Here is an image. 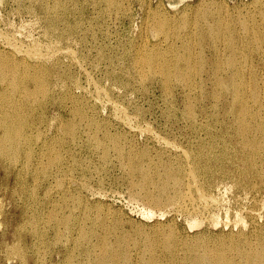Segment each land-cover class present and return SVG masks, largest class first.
Masks as SVG:
<instances>
[{"label": "rangeland", "instance_id": "1", "mask_svg": "<svg viewBox=\"0 0 264 264\" xmlns=\"http://www.w3.org/2000/svg\"><path fill=\"white\" fill-rule=\"evenodd\" d=\"M74 1L75 0H72V1L71 0H63V1L62 0H52V1L51 0H29V1L28 0H0V56L3 57V58L0 57L1 58L0 59V76H1L0 77V102L3 101L2 103H0V111H3L4 106H6L7 104L9 105V104H12V102H13V105H14V103H18V104H15V107L17 109L15 108V111H13L14 112L13 116L16 117V115L20 112L21 116L19 119L17 118V120L15 122H18L17 125L21 123L20 128L22 126V129H21L22 138H23V134L25 132L28 135V141H26V143L21 142V144H23L25 147L22 145L19 151L9 152V153L5 154V157L3 159H4V164L8 169L7 168L5 169L3 167L0 168V264H38V263L39 264H56V262L58 264L59 263L60 264H62V263L63 264H67V263H69V264H73V263L74 264L75 263L76 264H97L95 256H98L99 254L101 255V253L104 251L116 253L115 252L116 250L118 253V254L117 253L116 254L118 255L117 257H119L118 260H120V264H125L124 263L125 260L128 259L129 257H130L129 260H135V261H138L139 264H141V262H142V260H144V258L145 259H150L149 257L152 258V256H150L152 254H153V259L156 256L155 257L156 262H158V263H164L165 262L166 263V259L169 258L168 257V250L170 249V248L168 249L167 247H170V245L172 246V244L175 242V239H178L177 237H179V235H180V237H179L180 241H178V242H180V243H177V242H175V243L177 244V246L179 248H182V249L183 248L185 249L186 247L188 248V247L192 246V244H193V246L196 244L195 246L198 245L197 247L200 248L199 246L202 245V242H200L199 240L202 238H206L205 242L208 244L210 243L212 245L213 241L218 238L217 235L224 233V231H225V233L228 232L230 230V227L226 228L222 225L212 226L208 222H204L203 223L204 225L202 224L198 228H193V230H192V228H189V226H188V223H187L188 217H187L186 212L176 210L175 206L173 204H169L168 202H164L165 200H163V202L159 205V207H158V205L156 206L154 204H152V205L150 204L151 209L153 208V211L155 208H159L157 210L155 209L154 212H156V213L153 214L154 216L152 214H150L144 208L145 205H146L145 206L146 208H150V206L148 207L149 204L147 203L146 199L144 198V193L142 190L143 179L141 178V176L138 172H136L137 175L135 172L131 173V171L127 167L128 158H124V156H122V158H121V156L119 154H116L117 152H116L115 148L113 147L112 140H113V138L115 140L117 139V141L119 143H121L120 145L123 146L125 150L126 149L128 150V151L126 150V152H129V150H132L133 154L135 153L137 155H142L141 159H139L140 160L139 162L143 166H148V165L151 166L152 165L151 167H153V168L158 167L160 169V170L158 169V172H160V173L163 172V168H162L163 163H165V162L167 164L171 163V165L175 168L174 170L177 172V175H179L180 178L181 177L184 178L185 177V176H183L184 171L188 170L192 165V168L196 170L197 175L199 174L200 177L209 179L210 184L211 185L213 184L210 188H208V189H210L208 191H210L212 194L215 193V194L219 195V197L221 198L220 203L222 205L220 204V206H221L220 209L222 210V216L224 215L223 212L226 209H229V211L231 213V217L234 218L235 212H237L238 209L243 210V209H249V208H253V209L259 208L260 206L257 205V203H255V198L258 199L264 194V180L262 181L260 179H256V181H255L254 176H249L246 173L242 174V172L245 170L246 164H244L242 161L237 159V156L240 158V156H242V154L240 155V153L244 151L241 148V146L239 144H237L236 141L232 138L233 141L227 145V149H226V148H223V145H224L223 139L218 138V140H217V138H213L210 135H209L210 136L209 137L207 134H204L205 130H200L197 133V131L195 132L192 128L190 129V127H191V123H190L191 115H189V114L194 112L196 109H197V111H195L194 114H196V115L203 114L204 116L207 115L206 118L204 119L205 120L204 122L206 123L207 126L210 127V128L207 127L208 129H211V131L215 132V135H219L221 133L219 130V125H220V121L223 120V116H222V111L218 107V104L215 105L216 98H213L215 96L214 95L215 93L213 94L214 87L211 84V82L208 85H206V87L202 90L204 92L203 99H202V97L200 96L201 90H200V92L198 91L200 89V88H198L199 87L198 85L195 87L196 88L195 91H194V89H190V88H192L191 87L192 84H191L189 76H190V74H192V72H194L195 69H197V67L201 68L204 65L203 67H205L206 69L212 68V65L214 63L213 61H215L216 58H212L211 55L208 53L209 51H207V50H209L210 43H212V42H210L211 36L216 37L217 35H222V33H225V34H227V36H225V37L228 38L229 37L228 34L232 33L231 27L237 28L239 35H242V34L245 35L246 32H249V30L250 31L254 30L251 28V27H253V25L251 23L252 22L251 21V14L254 12V10H252L253 4L256 5L255 6L256 7L255 8V31H258V30L264 31V26H263L264 24L262 23V20L260 19L261 18L260 14L257 12L258 11L257 9L259 8V6L261 4H264V0H259V1L258 0H134V1L133 0H105V1L104 0H93V1L92 0H76L75 2ZM76 2H78V4ZM205 3H206V5H205ZM221 3L223 4L224 7L222 6ZM206 6H207V8H206ZM45 7H46V9H45ZM72 7H74V8H72ZM62 8H63V10H62ZM109 8H110V10H109ZM226 8H228V9H226ZM129 9H130V11H129ZM248 9H249V11H248ZM69 10H71V11H69ZM239 11H240V13H239ZM53 12L55 15L53 14ZM186 14H189L190 16L189 15L188 16L190 18L188 16H186ZM199 14H201V16ZM204 14H205V16H203ZM224 14H226V15H224ZM246 14H248L247 15L248 17L246 16ZM43 15H45V16L43 17ZM211 15L213 18L211 17ZM77 16H78V19L80 22L78 21ZM238 17H240L241 19ZM175 18H176V20H174ZM75 19H76V21H75ZM157 19H159V20H157ZM224 19H225V21H224ZM236 19H237V21H236ZM244 19H245V21H244ZM158 21H160L161 23H159ZM256 21L258 23H256ZM77 22H78V24H77ZM95 22H96V24H95ZM142 22H144V23H142ZM213 22H215L216 25ZM224 22H226V23H224ZM48 23H49V25H48ZM237 23H238V25H237ZM242 23L246 24V25H243ZM151 24H153V25H151ZM177 24H179V26ZM212 24H214V25H212ZM233 24H234V26H232ZM195 25H198V27H199L197 34H194V33H196V31L194 30ZM207 25H208V27H207ZM256 25H257V27H256ZM58 27H60V28H58ZM245 27H247V30ZM151 28H153V33H152ZM154 28H156V31H154L155 30ZM184 28L185 29L187 28V29L185 30ZM208 30L211 33L208 32ZM214 30H215V32H213ZM242 30L245 32H243ZM157 31H159V33ZM205 31H207V32H205ZM176 33L179 36V38L176 35ZM143 34H146V35H143ZM147 34L150 37H147L148 36ZM191 35L192 36L195 35V36L192 37ZM152 36H153V39H151ZM155 36H157V37H155ZM201 36H202V38H201ZM11 38H12V40H11ZM182 38H183V40H182ZM206 38H208V39L205 40ZM201 40H202V42H201ZM142 41H144V42H142ZM179 41L184 42L183 43L184 45L182 43L180 44ZM31 43H32V45H31ZM169 43L171 44V46ZM141 45H142V47H141ZM191 45H193V46H191ZM33 46H34V48H33ZM156 46L158 47V49ZM201 46H203V47H201ZM57 47H58V50H60L58 52H60L59 53L60 54L59 55L60 60L63 63L61 62L59 64V66H52L51 67V63L45 62V61H47L48 59H51L48 56V53H50L53 50H57L56 49ZM150 47L154 48V49H151ZM202 48L205 50H203ZM35 49H36V52H40V54L41 53L43 54L42 60H43V62L46 63L45 66L48 69V71L46 70V73L48 76L47 75L45 76V74H43L44 77L41 76V79H40L41 81L36 83L34 80H32V78H30V76L36 75L30 69L19 70L17 72V75L15 78H12L13 75L9 74V73H11L10 71L4 70L5 67H3V66L8 65L10 62L9 60H7L8 59L7 56L9 55V52L6 53V51L18 52L20 50H23L25 52L24 56L28 60L33 61L34 57H31L32 55L29 52L34 53ZM61 50H62V52H61ZM65 50H71L73 52L72 55H69L68 53L65 54V52H64ZM125 50H126V52H125ZM191 52L193 55L191 54ZM179 53H181V54H179ZM239 53L237 52V57H238L237 60L239 58H241L240 60H238V61H241L243 59L242 57H244V56H241V54H239ZM29 54H30V56H28ZM144 55H145V57H148L151 61L149 64H146V66H144V68H143L142 66L140 67V65H142L144 62L143 61L144 59L142 60V58H141ZM157 55H160V56H157ZM189 55H191V56H189ZM103 56L104 57L106 56V57L104 58ZM139 56H140V58H139ZM187 57H188V60H187ZM203 58L206 60H202ZM225 60L228 61V58H226V56L225 57L223 56V57L217 58L216 62L218 61L217 62L218 64L222 62L220 64V66L227 67L228 63ZM153 61H154V63H153ZM158 61H160L161 63ZM163 63L164 64L168 63V65H170L169 70H168V68L167 69L165 67L163 68V66L161 68L160 65H164ZM68 64H69V66H68ZM133 64H135V65H133ZM150 64H151V66H150ZM157 65H158V67H157ZM123 66H124V68H123ZM65 67H67V68L65 69ZM133 67L136 69H134ZM148 67H151V68H148ZM183 67H185V69ZM207 67H209V68H207ZM6 68H8V67H6ZM142 68H143V70H141ZM58 69H60V70H58ZM152 69H153V71H152ZM52 70H55V71H52ZM161 70H164V71L162 72ZM179 70H180V72H179ZM141 71H143V72H141ZM185 71H186V73H185ZM6 72H7V74H6ZM128 72H129V74H128ZM133 73H135V74H133ZM137 73H139V74H137ZM141 73H142V76H141ZM153 74L156 76L154 77ZM176 74H177V76H176ZM4 75H5V77H4ZM74 75H75V77H74ZM111 75H114V76H111ZM173 75H174V77H173ZM260 75H261L260 76L261 87L264 90V71L260 72ZM157 76H158V78H157ZM181 76H183V77L181 78ZM187 76L189 78L186 79ZM56 77H58V78H56ZM138 77L143 79L142 82H141V79H139ZM165 77H167V78H165ZM179 78H180V80H179ZM15 79H16V82L18 84L17 88H15V81H13ZM174 79L177 80V82ZM184 79H186V80H184ZM68 80H70V81H68ZM159 80L162 81L163 83L160 82ZM178 80L181 84L178 82ZM71 81H74V82H71ZM104 81L106 82V84ZM128 81H130V83ZM165 81H168V82L164 83ZM169 81H170V83H169ZM64 83H65V85H64ZM69 83H70V86H69ZM126 83H128V84H126ZM24 84L28 88H30L34 91L31 95H28V96H31L28 101H27V98H25L27 96V94H25V90H24L25 85ZM66 84H68V85H66ZM144 84H145V86H144ZM172 84H173V86H172ZM127 85H129V86H127ZM75 87H76V89H75ZM143 87H145V89ZM46 88H48L50 91L47 89L45 92L44 89H46ZM54 88L56 91L53 90ZM58 88H59V90H58ZM146 88H148V89H146ZM185 88H187V90ZM5 89H6V91H5L6 95L10 97L9 100L5 99L4 94H2V92H1ZM66 89H68V90H66ZM113 89H115V90H113ZM183 89H185V90H183ZM18 90H21V91H18ZM41 90L42 91L44 90V95H46V96L40 95L43 93ZM122 90L123 91L125 90V91L123 92ZM147 90H149L150 92ZM191 90H192V92H191ZM111 91L112 92L115 91V92L112 94ZM163 92H164V94H163ZM63 93H64V95H63ZM170 93H171V95H169V97H168V94H170ZM34 94H37L40 96H37ZM14 95L15 96L17 95L18 97L17 96L14 97ZM59 95H61V96H59ZM97 95H99V96H97ZM36 96H37V100H39V101H36ZM96 96H97V98L99 97V100H100L99 102H97ZM171 96H172V98H171ZM188 96H190V97H188ZM32 97H33V99H32ZM40 97H44V98H42L43 101ZM164 97L166 100L164 99ZM34 98H35V100H34ZM188 98H189V100H188ZM200 98H201V100H200ZM18 99L21 101H17ZM31 100L32 101L34 100V101L32 102ZM47 100H49V101H47ZM111 100H113V101L115 100L116 102L118 101L117 102L118 106L115 107L114 110L112 107H110L108 105L111 102ZM186 100L189 104L186 102ZM59 101H60V103H59ZM37 102H39V104ZM184 102H185V104H184ZM33 103L35 104V106L33 105ZM72 103L73 104L75 103V104L73 105ZM190 103L192 104V106L190 105ZM183 105H186V106H183ZM188 105H190L191 107ZM209 106H210V108H209ZM170 107H171V109H170ZM183 107H184V109H183ZM188 107L190 108V110H189L190 112L186 111L187 109H189ZM172 109H174V110H172ZM191 109H193V110H191ZM184 111L186 113H184ZM213 111H214V113H213ZM8 112H10V108H9ZM82 112L83 113L88 112L87 115L89 118L94 117L95 118L94 120H97L99 122L101 129H103V130L108 129L110 138L105 137L101 131H96V126L93 123L91 124L90 120L82 119V117L80 116V114ZM185 114H188V115L186 116ZM24 115H26V116H24ZM61 115H62V117H61ZM139 116H140V118H139ZM198 117L200 118L201 116H198ZM47 118H49V119H47ZM61 118H62V120L63 119L64 120L62 121ZM216 118H218L217 119L218 122H217ZM206 119H208V120H206ZM39 120L43 124L40 123ZM71 120H72V123H71ZM107 120H108V122H104ZM78 121H80L81 124H79L80 122H78ZM32 122H34V123H32ZM44 122H46V123H44ZM37 123L42 124V125L40 126ZM52 125H53V127H52ZM50 127H52V128H50ZM75 127L80 129V130L78 131V129H76ZM213 128H216V129H213ZM38 130H41V131L39 132ZM60 130H62L63 132L62 131L60 132ZM64 130H66V131H64ZM71 131L73 133H71ZM110 131H111V134H110ZM133 131H134V133H133ZM66 132H67V134H66ZM86 132H88V133H86ZM94 132H95V134H94ZM37 133H38V135H36ZM58 133L59 134L61 133V134L59 135ZM68 133H71V134H68ZM29 134L30 135L32 134V135L30 136ZM76 134H77V136H79L81 134V136H79L81 141L79 140L78 144L74 145V142L71 139H73V136H75ZM94 135H96L97 140L100 138L99 140L103 141V144L108 146L109 152L107 151L106 156H104V154H103L104 151L101 147H99V149H98V146L96 145V141L93 137ZM204 135H206V136H204ZM38 136H40V137H38ZM88 136H90V137H88ZM111 136H112V138H111ZM207 136H208V139H207ZM202 137H203V139H202ZM89 138H90V140H89ZM197 138H198V140H195ZM199 138H200V140H199ZM209 138H211V139H209ZM33 140H35V141H33ZM215 140H217V141H215ZM71 141L73 142V144ZM8 143H9L8 141L5 142V144H8ZM42 144H44V145H42ZM190 144H192V145H190ZM94 145H96L97 147ZM173 145H174V147H173ZM212 145L215 147H213ZM232 146H233V148H232ZM30 148L33 149L32 150L33 154L39 158L38 161H36L34 157L32 158V160L30 159L29 161H26L27 159H26L25 149L30 150ZM51 148H53V149H51ZM178 148H180V149H178ZM207 148L210 150H208ZM45 149L47 150V152L45 151ZM165 149L171 150V152L166 151ZM203 149H205V150H203ZM202 150H203V152H202ZM141 151L143 152V154ZM181 151H182V153H181ZM184 151L187 153H185ZM53 152H55V153H53ZM234 152H236V154ZM51 154L52 155L55 154V156L57 154V156L59 158L62 156L61 157L62 161L60 163H58L59 168L56 166L59 158L55 163H53V164H52V162L49 163L48 157L52 156ZM98 154H99V156H98ZM177 154L181 157H179ZM186 154H188V155H186ZM189 155L191 158L189 157ZM207 156H209V157H207ZM23 157H24V159H23ZM120 158H121V160H119ZM170 158H174V159H170ZM45 159L48 161L45 162ZM108 159H110L109 162L107 161ZM142 159H143V162H141ZM144 159H145V161H144ZM215 159L218 161H215ZM86 160H87V162H86ZM101 160H103V161H101ZM204 160L207 162H205ZM184 161H186V162H184ZM203 161H204V163H203ZM123 162L124 163L127 162V163L124 164ZM189 162L191 165L189 164ZM258 162H261V161L258 160ZM179 163H180V165L181 164H183V165L180 166ZM192 163H194V164H192ZM121 164L122 165L124 164L123 166H126L125 167L126 169L123 168L121 166ZM187 164H188V166H187ZM257 165H260V163H257ZM44 166L46 168H43ZM211 167H212V169H210ZM223 167H224V169H223ZM57 168L59 170H57ZM238 168H239V171H238ZM257 168L261 171L262 165L258 166ZM219 169H221V170L219 171ZM235 169H237V170H235ZM247 169H248V165H247ZM7 170H9L8 173L10 171L11 172L8 174ZM13 170H15V171H13ZM78 170H80V171H78ZM77 171H78V173H77ZM125 171H126V173H125ZM179 171H180V173H179ZM209 171H211V172H209ZM240 171H241V173H240ZM124 173L127 175H125ZM222 175H223V178H222ZM100 177H101V179H100ZM232 177L234 178L235 183H234V180ZM70 178L72 179V181ZM75 179H77V180H75ZM228 179H230V180H228ZM242 179L244 181H242ZM135 180H136V182H135ZM184 180H185V178H184ZM223 180H225V181H223ZM66 181H67V183H66ZM128 181H130V183ZM131 181H132V183H131ZM17 182H18V184H17ZM255 182L259 185V189L254 187ZM7 183H8V185H7ZM47 183H49V184H47ZM86 183H88V184H86ZM88 185H90V186H88ZM215 185L218 188H216ZM102 186L104 187V190H103ZM224 186L225 187L227 186L228 188L231 187V188L228 189L226 187V189H225ZM242 187L244 190L241 189ZM246 187H248V188H246ZM212 188H213V191H212ZM234 188H235V190H234ZM65 189H67V191H66L67 194L65 192ZM150 189L154 190L155 192L154 191L153 192L155 194H157L158 196L161 195L165 198L169 194L173 193V191L171 190L170 193L168 192L167 195L163 194V193L158 194L160 192L154 187V185L150 186ZM217 189L221 190V191L224 190V191L221 192V191H218ZM13 190L15 191V193ZM97 190H99V191H97ZM228 190H230L231 192H229ZM57 191H58V193H57ZM93 191H94V193H93ZM130 192H132V193H130ZM223 192H225V193H223ZM220 193H222V194H220ZM230 193H231V196H230ZM253 193H254V195H253ZM137 194H139V198H138ZM15 195H16V197H15ZM225 195H226V197H225ZM132 196H134L133 197L134 199L130 198ZM140 196H142V197H140ZM237 196H238V198H237ZM227 197H229L230 199ZM62 198H64V199L62 200ZM75 199L77 200V202ZM74 200H75V203H74ZM226 200H228V201H226ZM236 200H238V201H236ZM61 201H63V202H61ZM64 201H66V202H64ZM247 203H250V204L247 205ZM82 204H84V205L82 206ZM241 205H242V207H241ZM22 206H23V209H22ZM154 206H156V207H154ZM161 207H162V209H160ZM15 208H17V209H15ZM101 208H103V209L101 210ZM163 208H165V209H163ZM20 209H21V211H20ZM167 209H169L170 212L172 211V213H169V210L167 212ZM71 210H74V211L72 212ZM51 211L54 212L55 214L54 215L51 214L52 213ZM106 211H108V212L106 213ZM34 212H35V216H34ZM96 212H99V213H97V215H96ZM21 213H22V215H21ZM57 213H58V216H57ZM86 213H88V214H86ZM145 213H147V214H145ZM67 214H68V217H66ZM48 215H50V216H48ZM92 215H95V217L99 216L97 219L95 218V220H97L96 222L94 220V216H92ZM24 216H27V217L24 218ZM59 216H60V218H61V216H63L64 218L62 217V219H60ZM51 217H52V219H51ZM158 217H160V218H158ZM161 217H163V218H161ZM72 218H74V219H72ZM105 218H107V219H105ZM164 218H165V220H164ZM168 218H169V220H168ZM245 218L249 221V217L245 216ZM53 219H55V220H53ZM98 219H100V220H98ZM49 220H50V223H47V222H49ZM69 220H71V221H69ZM117 220H118V222H117ZM54 221L57 223H55ZM98 221H100L102 224ZM122 221L125 222V224ZM204 221H205V219H204ZM32 222H34V223H32ZM110 222H111L112 226H111ZM119 222L120 223L122 222L121 223V225L123 224L122 227L120 226ZM130 223H132V224H130ZM15 224H16V226H15ZM50 224H52V225H50ZM96 224H98V225H96ZM107 224H108V226L105 228V226ZM45 225H47V226H45ZM81 225H82V227H81ZM131 225H132V227L133 226H135V227H133V229H132ZM170 225H171V227H170ZM67 226H68V228H70V227L71 228L67 229ZM86 227L89 229H87ZM215 227H216V229L217 228L218 229L215 230L214 229ZM63 228H65V229H63ZM119 228H121V229H119ZM15 229L18 232L15 231ZM59 229H60V231H59ZM26 230H28V233L26 232ZM95 230H97V231H95ZM111 230H113V231H111ZM165 230L166 231L169 230V231H167V233H165L166 232ZM232 230L235 231L236 228H233ZM151 231H152V235H151ZM77 232H79V234ZM90 232H91V234H90ZM104 232H107V234L106 233L104 234ZM109 232H112V235ZM118 232H120L121 234H125V235H128V233H129V235L131 233L132 234L130 237L129 235L128 236L121 235ZM126 232H128V233L126 234ZM26 233H27V235H26ZM153 233H155V235ZM141 234L143 235V237ZM146 234H148V235L150 234L151 237H150V235L148 236ZM19 235H21V236L19 237ZM118 235H119V237H118ZM140 235L142 238L140 237ZM144 235H145V237H144ZM176 235H177V237H176ZM81 236H83V237H81ZM85 236H86V238H85ZM105 236H107V237L105 238ZM133 236L135 239L133 238ZM146 236L148 238H146ZM169 236H170V239L172 241H170ZM109 237H110V239H109ZM127 237L131 238V239L129 240ZM153 237L155 238V240ZM172 237L173 238L175 237V238L173 239ZM87 238H89V239H87ZM163 238H164V240H163ZM166 238H167V241L165 240ZM184 238H185V241H183V243L188 242V244H185V243H184L185 245L181 244L182 240H184ZM79 239L85 245L82 244ZM115 239H117V240H115ZM142 239L143 240L145 239L144 241L145 242L148 241V242L145 243ZM99 240H101V241H99ZM124 240L126 242H127V240H129L127 242L128 244H130L129 247H128V244H126V242H123ZM132 240H134V241L132 242ZM137 240H138V242H137ZM190 240L193 241V243H191ZM55 241L57 243H55ZM63 241H64L63 244H65L64 245L65 247H63V244H61ZM108 241H110V242H108ZM163 241L168 242V243H165ZM171 242H173V243L171 244ZM105 243H106V246H105ZM143 243H145L147 245L146 249H145L146 245L145 244L143 245ZM154 243H155V245L158 244V246L156 245L157 248L155 246H153ZM92 244H94V245L92 246ZM140 244H142V245H140ZM151 244H152V247L150 246ZM163 244H164V246L166 244L167 247L166 246L164 247ZM210 244H209V246H210ZM42 245H44V246H42ZM79 245L82 246L83 248L80 247ZM96 245H98L97 248H96ZM123 245H125V246H123ZM181 245L185 246V247H182ZM187 245H189V246H187ZM54 246H56V247H54ZM100 246L102 248H99ZM103 246H105V247H103ZM109 246H111V247H109ZM134 246L137 249H135ZM93 247H94V249H93ZM127 247H128V249H127ZM141 247H142V249H141ZM148 247L151 249L148 250ZM18 248H20L21 250ZM65 248H66V250H65ZM106 248H108L109 250H107ZM153 248L156 249L157 251L154 250ZM164 248H166V250ZM83 249H85V250H83ZM89 249H90V251H89ZM92 249H93V251L95 250L97 252L91 251ZM97 249L98 250L101 249V250L98 251ZM104 249H106V250H104ZM134 249H135V251H134ZM161 249H162V251H159ZM146 250H148V251H146ZM128 251L130 253L132 252L131 253L132 255H130V253H128ZM151 251L152 252L154 251L155 253H152ZM164 251H166V252H164ZM24 252H25V254H24ZM34 252H35V254H34ZM50 252H52V253H50ZM96 253H98V254H96ZM121 253H123V254L121 255ZM141 253H142V256H140ZM68 254H70V255H68ZM94 254H96V255H94ZM137 254H138V256H136ZM73 256L75 257V259ZM123 256H124V258H123ZM127 256H128V258H126ZM71 258L73 261L71 260ZM138 258L140 261L138 260ZM141 258H143V259H141ZM158 258H159V260H158ZM162 258L165 260H163ZM122 261H123V263H122Z\"/></svg>", "mask_w": 264, "mask_h": 264}, {"label": "bare ground", "instance_id": "2", "mask_svg": "<svg viewBox=\"0 0 264 264\" xmlns=\"http://www.w3.org/2000/svg\"><path fill=\"white\" fill-rule=\"evenodd\" d=\"M29 1V0H28ZM52 1V0H51ZM63 1V0H62ZM72 1V0H71ZM76 1V0H75ZM74 1V2H75ZM93 1V0H92ZM105 1V0H104ZM134 1V0H133ZM259 1V0H258ZM54 2V1H53ZM83 2V1H82ZM97 2V1H96ZM116 2V1H115ZM175 2V1H174ZM209 2V1H208ZM212 2V1H211ZM44 3V2H43ZM77 4H78V2H76ZM85 3V2H84ZM129 3V2H128ZM127 3V4H128ZM139 3V2H138ZM143 3V2H142ZM182 3V2H181ZM202 3V2H201ZM223 3V2H222ZM221 3V4H222ZM245 3V2H244ZM257 3V2H256ZM260 3V2H259ZM18 4V3H17ZM72 4V3H71ZM74 4V3H73ZM96 4V3H95ZM108 4V3H107ZM113 4V3H112ZM204 4V3H203ZM220 4V3H219ZM218 4V5H219ZM251 4V3H250ZM55 5V4H54ZM81 5V4H80ZM83 5V4H82ZM93 5V4H92ZM119 5V4H118ZM133 5V4H132ZM141 5V4H140ZM145 5V4H144ZM202 5V4H201ZM205 5H206V3H205ZM212 5V4H211ZM216 5V4H215ZM45 6V5H44ZM72 6V5H71ZM85 6V5H84ZM83 6V7H84ZM222 6H223V4H222ZM249 6V5H248ZM256 5L255 4H253V9L252 10H254V12L251 14V23H252V25H253V27H251L252 29H254L253 31L251 30H249V32H246V34L244 35V34H242V35H239V32L237 31V28H235V27H231V31H232V33H230V34H228V38H226L225 36H227V34H225V33H222V35H217L216 37L215 36H211V40H210V42H212V43H210V46H209V50H207V51H209L208 53L211 55V57L212 58H220V57H225L226 56V58H228V61L227 60H225L228 64V66L227 67H224V66H220V64L222 63H217L216 62V59H215V61H213L214 63H213V65H212V68L211 69H206L205 67H201V68H198L197 67V69H195L194 70V72H192V74H190V81H191V87L192 88H190V89H194V91H195V87L198 85L199 87L198 88H200L198 91L200 92V90H201V94H200V96L202 97V99H203V94H204V92L202 91L205 87H206V85H208L210 82H211V84L213 85V87H214V92H213V94L215 95L213 98H216V100H215V105L216 104H218V107L220 108V110L222 111V116H223V120L222 121H220V125H219V130H220V134L219 135H215V132L214 131H211V129H208V128H210L209 126H207L206 125V123L204 122L205 120V118H206V116H204L203 114H201V115H196V114H194V112L195 111H197V109L194 111V112H192L191 114H189V115H191V120H190V123H191V127H190V129L192 128L195 132L197 131V133L200 131V130H205L204 132V134H207L208 136L210 135V136H212L213 138H217V140H218V138H220V139H223L224 140V142H223V148H226L227 149V145L229 144V143H231L233 140H232V138L236 141V143L237 144H239L240 146H241V148L244 150L243 152H239L240 153V155L242 154V156H240V158L237 156V159H239L240 161H242L244 164H246V166H245V170L242 172V174H244V173H246V174H248L249 176H254V178H255V181H256V179H260V180H264V90H263V88L261 87V83H260V72H263L264 71V31H259L257 28V30L258 31H255V7ZM35 7V6H34ZM62 7V6H61ZM65 7V6H64ZM82 7V8H83ZM91 7V6H90ZM108 7V6H107ZM111 7V6H110ZM130 7V6H129ZM132 7V6H131ZM143 7V6H142ZM198 7V6H197ZM224 7V6H223ZM226 7V6H225ZM243 7V6H242ZM38 8V7H37ZM42 8V7H41ZM53 8V7H52ZM67 8V7H66ZM71 8V7H70ZM72 8H74V7H72ZM78 8V7H77ZM93 8V7H92ZM97 8V7H96ZM102 8V7H101ZM128 8V7H127ZM175 8V7H174ZM199 8V7H198ZM202 8V7H201ZM204 8V7H203ZM206 8H207V6H206ZM218 8V7H217ZM45 9H46V7H45ZM51 9V8H50ZM89 9V8H88ZM117 9V8H116ZM126 9V8H125ZM140 9V8H139ZM226 9H228V8H226ZM62 10H63V8H62ZM109 10H110V8H109ZM113 10V9H112ZM142 10V9H141ZM171 10V9H170ZM191 10V9H190ZM195 10V9H194ZM198 10V9H197ZM210 10V9H209ZM233 10V9H232ZM258 11V13L260 14V16H261V20H262V23L264 24V4H261L260 6H259V8L257 9ZM43 11V10H42ZM45 11V10H44ZM65 11V10H64ZM69 11H71V10H69ZM103 11V10H102ZM119 11V10H118ZM129 11H130V9H129ZM128 11V12H129ZM147 11V10H146ZM173 11V10H172ZM193 11V10H192ZM248 11H249V9H248ZM56 12V11H55ZM82 12V11H81ZM122 12V11H121ZM142 12V11H141ZM183 12V11H182ZM199 12V11H198ZM206 12V11H205ZM237 12V11H236ZM28 13V12H27ZM59 13V12H58ZM63 13V12H62ZM73 13V12H72ZM102 13V12H101ZM107 13V12H106ZM127 13V12H126ZM134 13V12H133ZM157 13V12H156ZM181 13V12H180ZM185 13V12H184ZM195 13V12H194ZM197 13V12H196ZM201 13V12H200ZM221 13V12H220ZM219 13V14H220ZM234 13V12H233ZM239 13H240V11H239ZM250 13V12H249ZM26 14V13H25ZM53 14H54V12H53ZM104 14V13H103ZM116 14V13H115ZM147 14V13H146ZM173 14V13H172ZM227 14V13H226ZM226 14H224V15H226ZM29 15V14H28ZM39 15V14H38ZM52 15V14H51ZM55 15V14H54ZM53 15V16H54ZM58 15V14H57ZM66 15V14H65ZM69 15V14H68ZM78 15V14H77ZM81 15V14H80ZM117 15V14H116ZM134 15V14H133ZM181 15V14H180ZM189 14H186V16H188ZM200 16H201V14H199ZM243 15V14H242ZM248 14H246V16H247ZM45 15H43V17H44ZM59 16V15H58ZM79 16V15H78ZM78 16H77V19H78ZM143 16V15H142ZM185 16V17H186ZM190 16V15H189ZM188 16V17H189ZM195 16V15H194ZM203 16H205V14L203 15ZM218 16V15H217ZM258 16V15H257ZM82 17V16H81ZM115 17V16H114ZM177 17V16H176ZM184 17V16H183ZM199 17V16H198ZM207 17V16H206ZM211 17H212V15H211ZM225 17V16H224ZM248 17V16H247ZM34 18V17H33ZM40 18V17H39ZM91 18V17H90ZM116 18V17H115ZM143 18V17H142ZM155 18V17H154ZM190 18V17H189ZM205 18V17H204ZM213 18V17H212ZM218 18V17H217ZM220 18V17H219ZM229 18V17H228ZM237 18V17H236ZM238 18H240V17H238ZM227 19V18H226ZM235 19V18H234ZM241 19V18H240ZM49 20V19H48ZM69 20V19H68ZM96 20V19H95ZM156 20V19H155ZM157 20H159V19H157ZM168 20V19H167ZM172 20V19H171ZM174 20H176V18L174 19ZM178 20V19H177ZM184 20V19H183ZM250 20V19H249ZM257 20V19H256ZM50 21V20H49ZM67 21V20H66ZM75 21H76V19H75ZM78 21H79V19H78ZM86 21V20H85ZM88 21V20H87ZM143 21V20H142ZM189 21V20H188ZM198 21V20H197ZM202 21V20H201ZM204 21V20H203ZM224 21H225V19H224ZM229 21V20H228ZM236 21H237V19H236ZM242 21V20H241ZM244 21H245V19H244ZM54 22V21H53ZM65 22V21H64ZM80 22V21H79ZM132 22V21H131ZM150 22V21H149ZM159 23H161L160 21H158ZM186 22V21H185ZM192 22V21H191ZM210 22V21H209ZM216 22V21H215ZM215 22H213L214 24H215ZM234 22V21H233ZM232 22V23H233ZM243 22V21H242ZM57 23V22H56ZM69 23V22H68ZM73 23V22H72ZM142 23H144V22H142ZM146 23V22H145ZM170 23V22H169ZM175 23V22H174ZM181 23V22H180ZM199 23V22H198ZM219 23V22H218ZM221 23V22H220ZM224 23H226V22H224ZM235 23V22H234ZM244 23V22H243ZM242 23V24H243ZM249 23V22H248ZM250 23V24H251ZM256 23H258L257 21H256ZM51 24V23H50ZM74 24V23H73ZM77 24H78V22H77ZM82 24V23H81ZM95 24H96V22H95ZM188 24V23H187ZM207 24V23H206ZM209 24V23H208ZM214 24H212V25H214ZM249 24V25H250ZM43 25V24H42ZM48 25H49V23H48ZM54 25V24H53ZM56 25V24H55ZM101 25V24H100ZM99 25V26H100ZM148 25V24H147ZM151 25H153V24H151ZM178 26H179V24H177ZM182 25V24H181ZM185 25V24H184ZM216 25V24H215ZM221 25V24H220ZM237 25H238V23H237ZM243 25H246V24H243ZM258 25V24H257ZM257 25H256V27H257ZM58 26V25H57ZM70 26V25H69ZM81 26V25H80ZM97 26V25H96ZM95 26V27H96ZM143 26V25H142ZM141 26V27H142ZM158 26V25H157ZM175 26V25H174ZM173 26V27H174ZM192 26V25H191ZM194 26V25H193ZM205 26V25H204ZM227 26V25H226ZM232 26H234V24L232 25ZM236 26V25H235ZM248 26V25H247ZM264 26V25H263ZM43 27V26H42ZM65 27V26H64ZM73 27V26H72ZM75 27V26H74ZM187 27V26H186ZM207 27H208V25H207ZM213 27V26H212ZM223 27V26H222ZM244 27V26H243ZM58 28H60V27H58ZM130 28V27H129ZM146 28V27H145ZM175 28V27H174ZM178 28V27H177ZM202 28V27H201ZM224 28V27H223ZM246 28V30H247V27H245ZM41 29V28H40ZM65 29V28H64ZM80 29V28H79ZM144 29V28H143ZM152 29V33H153V28H151ZM155 30L154 31H156V28H154ZM185 29V28H184ZM187 29V28H186ZM185 29V30H186ZM192 29V28H191ZM239 29V28H238ZM39 30V29H38ZM71 30V29H70ZM76 30V29H75ZM82 30V29H81ZM137 30V29H136ZM158 30V29H157ZM165 30V29H164ZM174 30V29H173ZM194 30L196 31V33H194V34H197V31L199 30V27H198V25H195V27H194ZM224 30V29H223ZM241 30V29H240ZM244 30V29H243ZM242 30V31H243ZM62 31V30H61ZM60 31V32H61ZM72 31V30H71ZM145 31V30H144ZM150 31V30H149ZM183 31V30H182ZM190 31V30H189ZM219 31V30H218ZM67 32V31H66ZM130 32V31H129ZM158 33H159V31H157ZM156 32V33H157ZM161 32V31H160ZM178 32V31H177ZM200 32V31H199ZM205 32H207V31H205ZM208 32H210L209 30H208ZM213 32H215V30L213 31ZM221 32V31H220ZM219 32V33H220ZM243 32H245V31H243ZM42 33V32H41ZM72 33V32H71ZM74 33V32H73ZM76 33V32H75ZM142 33V32H141ZM162 33V32H161ZM169 33V32H168ZM173 33V32H172ZM179 33V32H178ZM203 33V32H202ZM211 33V32H210ZM63 34V33H62ZM79 34V33H78ZM150 34V33H149ZM155 34V33H154ZM188 34V33H187ZM190 34V33H189ZM193 34V33H192ZM208 34V33H207ZM233 34V35H232ZM61 35V34H60ZM71 35V34H70ZM143 35H146V34H143ZM148 35V34H147ZM152 35V34H151ZM157 35V34H156ZM164 35V34H163ZM176 35H177V33H176ZM186 35V34H185ZM209 35V34H208ZM51 36V35H50ZM158 36V35H157ZM157 36H155V37H157ZM178 36V35H177ZM192 36V35H191ZM195 36V35H194ZM194 36H192V37H194ZM204 36V35H203ZM210 36V35H209ZM64 37V36H63ZM132 37V36H131ZM147 37H150L149 35L147 36ZM173 37V36H172ZM183 37V36H182ZM126 38V37H125ZM163 38V37H162ZM178 38H179V36H178ZM184 38V37H183ZM183 38H182V40H183ZM191 38V37H190ZM201 38H202V36H201ZM55 39V38H54ZM65 39V38H64ZM74 39V38H73ZM132 39V38H131ZM143 39V38H142ZM145 39V38H144ZM147 39V38H146ZM151 39H153V36H152V38ZM172 39V38H171ZM186 39V38H185ZM195 39V38H194ZM193 39V40H194ZM208 38H206L205 40H207ZM11 40H12V38H11ZM66 40V39H65ZM148 40V39H147ZM163 40V39H162ZM180 40V39H179ZM189 40V39H188ZM187 40V41H188ZM10 41V40H9ZM54 41V40H53ZM135 41V40H134ZM176 41V40H175ZM174 41V42H175ZM181 41V40H180ZM179 41V42H180ZM75 42V41H74ZM142 42H144V41H142ZM177 42V41H176ZM201 42H202V40H201ZM11 43V42H10ZM73 43V42H72ZM183 44L184 42H180V44ZM195 43V42H194ZM198 43V42H197ZM204 43V42H203ZM53 44V43H52ZM65 44V43H64ZM74 44V43H73ZM147 44V43H146ZM149 44V43H148ZM152 44V43H151ZM170 44V43H169ZM177 44V43H176ZM196 44V43H195ZM200 44V43H199ZM198 44V45H199ZM31 45H32V43H31ZM35 45V44H34ZM41 45V44H40ZM132 45V44H131ZM158 45V44H157ZM184 45V44H183ZM188 45V44H187ZM190 45V44H189ZM197 45V44H196ZM170 46H171V44H170ZM178 46V45H177ZM191 46H193V45H191ZM205 46V45H204ZM37 47V46H36ZM35 47V48H36ZM71 47V46H70ZM141 47H142V45H141ZM148 47V46H147ZM146 47V48H147ZM157 47V46H156ZM181 47V46H180ZM197 47V46H196ZM200 47V46H199ZM201 47H203V46H201ZM16 48V47H15ZM33 48H34V46H33ZM41 48V47H40ZM50 48V47H49ZM53 48V47H52ZM55 48V47H54ZM135 48V47H134ZM151 48V47H150ZM167 48V47H166ZM48 49V48H47ZM57 50H53V51H51L50 53H48V56L51 58V59H48L47 61H45V62H49V63H51V67L52 66H59V64L62 62L61 60H60V52H58V51H60V50H58V47L56 48ZM67 49V48H66ZM69 49V48H68ZM76 49V48H75ZM144 49V48H143ZM149 49V48H148ZM151 49H154V48H151ZM157 49H158V47H157ZM165 49V48H164ZM176 49V48H175ZM184 49V48H183ZM193 49V48H192ZM198 49V48H197ZM203 49V48H202ZM51 50V49H50ZM172 50V49H171ZM182 50V49H181ZM203 50H205V49H203ZM4 51V50H3ZM6 51V50H5ZM34 51V50H33ZM38 51V50H37ZM138 51V50H137ZM140 51V50H139ZM147 51V50H146ZM161 51V50H160ZM187 51V50H186ZM195 51V50H194ZM193 51V52H194ZM200 51V50H199ZM7 52H9V55L7 56L8 57V59L7 60H9L10 62H9V64L8 65H6V66H3V67H8V68H4V70H8V71H10L11 73H9V74H12L13 76H12V78H15L16 77V75H17V72L19 71V70H22V69H30V70H32L33 72H34V74H36V75H32V76H30V78H32V80H34L36 83L37 82H39V81H41L40 79H41V76H43V74H45V76L47 75V73H46V70L48 71V69H47V67L45 66L46 65V63L45 62H43V54L41 53L40 54V52H36V49H35V52L33 53V52H29L32 56L31 57H34V60L32 61V60H28L25 56H24V54H25V52L23 51V50H20V51H18V52H11V51H6V53ZM43 52V51H42ZM61 52H62V50H61ZM65 52V54L66 53H68L69 55H72V51L71 50H65L64 51ZM124 52V51H123ZM122 52V53H123ZM125 52H126V50H125ZM124 52V53H125ZM145 52V51H144ZM151 52V51H150ZM156 52V51H155ZM171 52V51H170ZM201 52V51H200ZM237 52L239 53V54H241V56H244V57H242L243 59L241 60V61H238V60H240L241 58H239L238 60H237ZM121 53V54H122ZM149 53V52H148ZM160 53V52H159ZM164 53V52H163ZM167 53V52H166ZM189 53V52H188ZM198 53V52H197ZM4 54V53H3ZM30 54L28 55V56H30ZM146 54V53H145ZM155 54V53H154ZM162 54V53H161ZM176 54V53H175ZM179 54H181V53H179ZM190 54V53H189ZM191 54H192V52H191ZM238 54V55H239ZM141 55V54H140ZM193 55V54H192ZM201 55V54H200ZM127 56V55H126ZM136 56V55H135ZM157 56H160V55H157ZM165 56V55H164ZM163 56V57H164ZM187 56V55H186ZM189 56H191V55H189ZM1 57V56H0ZM104 57V56H103ZM106 57V56H105ZM104 57V58H105ZM154 57V56H153ZM1 58H3V57H1ZM0 58V59H1ZM131 58V57H130ZM139 58H140V56H139ZM142 58V60L144 61L143 62V64L142 65H140V67L142 66L143 68H144V66H146V64H149L150 63V59L148 58V57H145V55L144 56H142L141 57ZM172 58V57H171ZM178 58V57H177ZM176 58V59H177ZM180 58V57H179ZM185 58V57H184ZM190 58V57H189ZM194 58V57H193ZM5 59V58H4ZM69 59V58H68ZM169 59V58H168ZM192 59V58H191ZM3 60V59H2ZM1 60V61H2ZM184 60V59H183ZM187 60H188V57H187ZM186 60V61H187ZM199 60V59H198ZM202 60H206V59H202ZM221 60V59H220ZM127 61V60H126ZM185 61V62H186ZM122 62V61H121ZM125 62V61H124ZM142 62V61H141ZM158 62H160V61H158ZM170 62V61H169ZM179 62V61H178ZM177 62V63H178ZM182 62V61H181ZM188 62V61H187ZM195 62V61H194ZM63 63V62H62ZM67 63V62H66ZM137 63V62H136ZM153 63H154V61H153ZM161 63V62H160ZM172 63V62H171ZM72 64V63H71ZM130 64V63H129ZM164 64V63H163ZM174 64V63H173ZM195 64V63H194ZM206 64V63H205ZM210 64V63H209ZM63 65V64H62ZM65 65V64H64ZM133 65H135V64H133ZM181 65V64H180ZM184 65V64H183ZM198 65V64H197ZM196 65V66H197ZM226 65V64H225ZM68 66H69V64H68ZM71 66V65H70ZM150 66H151V64H150ZM161 66V68H162V66H163V68L165 67L166 69L168 68V70H169V67H170V65H168V63H165L164 65H160ZM179 66V65H178ZM72 67V66H71ZM157 67H158V65H157ZM186 67V66H185ZM185 67H183L184 69H185ZM200 67V66H199ZM50 68V67H49ZM54 68V67H53ZM67 67H65V69H66ZM123 68H124V66H123ZM134 68V67H133ZM143 68L141 69V70H143ZM148 68H151V67H148ZM147 68V69H148ZM160 68V69H161ZM179 68V67H178ZM193 68V67H192ZM207 68H209V67H207ZM56 69V68H55ZM70 69V68H69ZM122 69V68H121ZM134 69H136V68H134ZM133 69V70H134ZM154 69V68H153ZM153 69H152V71H153ZM172 69V68H171ZM181 69V68H180ZM188 69V68H187ZM2 70V69H1ZM58 70H60V69H58ZM57 70V71H58ZM62 70V69H61ZM145 70V69H144ZM155 70V69H154ZM51 71V70H50ZM52 71H55V70H52ZM67 71V70H66ZM71 71V70H70ZM156 71V70H155ZM162 72L164 71V70H161ZM176 71V70H175ZM187 71V70H186ZM186 71H185V73H186ZM32 72V73H33ZM141 72H143V71H141ZM150 72V71H149ZM157 72V71H156ZM160 72V71H159ZM158 72V73H159ZM174 72V71H173ZM178 72V71H177ZM179 72H180V70H179ZM189 72V71H188ZM191 72V71H190ZM49 73V72H48ZM62 73V72H61ZM66 73V72H65ZM122 73V72H121ZM148 73V72H147ZM154 73V72H153ZM6 74H7V72H6ZM21 74V73H20ZM50 74V73H49ZM56 74V73H55ZM54 74V75H55ZM74 74V73H73ZM111 74V73H110ZM113 74V73H112ZM125 74V73H124ZM128 74H129V72H128ZM133 74H135V73H133ZM137 74H139V73H137ZM145 74V73H144ZM150 74V73H149ZM155 74V73H154ZM153 74V75H154ZM165 74V73H164ZM173 74V73H172ZM189 74V73H188ZM187 74V75H188ZM30 75V74H29ZM151 75V74H150ZM152 75V76H153ZM159 75V74H158ZM161 75V74H160ZM167 75V74H166ZM165 75V76H166ZM169 75V74H168ZM179 75V74H178ZM21 76V75H20ZM48 76V75H47ZM53 76V75H52ZM59 76V75H58ZM68 76V75H67ZM73 76V75H72ZM111 76H114V75H111ZM129 76V75H128ZM134 76V75H133ZM141 76H142V73H141ZM156 75H154V77H155ZM176 76H177V74H176ZM1 77V76H0ZM4 77H5V75H4ZM44 77V76H43ZM51 77V76H50ZM74 77H75V75H74ZM73 77V78H74ZM120 77V76H119ZM126 77V76H125ZM136 77V76H135ZM148 77V76H147ZM173 77H174V75H173ZM180 77V76H179ZM183 76H181V78H182ZM188 76L186 77V79L187 78H189ZM11 78V77H10ZM56 78H58V77H56ZM115 78V77H114ZM123 78V77H122ZM139 79H141L140 77H138ZM150 78V77H149ZM152 78V77H151ZM157 78H158V76H157ZM163 78V77H162ZM165 78H167V77H165ZM172 78V77H171ZM176 78V77H175ZM9 79V78H8ZM20 79V78H19ZM28 79V78H27ZM69 79V78H68ZM72 79V78H71ZM75 79V78H74ZM111 79V78H110ZM109 79V80H110ZM128 79V78H127ZM126 79V80H127ZM135 79V78H134ZM137 79V78H136ZM156 79V78H155ZM177 79V78H176ZM186 79H184V80H186ZM263 79V78H262ZM73 80V79H72ZM142 80L143 79H141V82H142ZM145 80V79H144ZM164 80V79H163ZM172 80V79H171ZM170 80V81H171ZM175 80V79H174ZM179 80H180V78H179ZM179 80H178V82H179ZM183 80V79H182ZM13 81H15V88H17L18 87V84H17V82H16V79L15 80H13ZM46 81V80H45ZM65 81V80H64ZM68 81H70V80H68ZM134 81V80H133ZM148 81V80H147ZM160 81V80H159ZM170 81H169V83H170ZM176 82H177V80H175ZM43 82V81H42ZM48 82V81H47ZM52 82V81H51ZM63 82V81H62ZM67 82V81H66ZM71 82H74V81H71ZM70 82V83H71ZM105 82V81H104ZM103 82V83H104ZM108 82V81H107ZM121 82V81H120ZM129 83H130V81H128ZM146 82V81H145ZM156 82V81H155ZM160 82H162V81H160ZM166 82H168V81H165L164 83H166ZM186 82V81H185ZM262 82V81H261ZM10 83V82H9ZM70 83H69V86H70ZM78 83V82H77ZM113 83V82H112ZM139 83V82H138ZM154 83V82H153ZM163 83V82H162ZM161 83V84H162ZM172 83V82H171ZM175 83V82H174ZM180 83V82H179ZM53 84V83H52ZM61 84V83H60ZM105 84H106V82H105ZM110 84V83H109ZM123 84V83H122ZM121 84V85H122ZM126 84H128V83H126ZM140 84V83H139ZM177 84V83H176ZM181 84V83H180ZM179 84V85H180ZM186 84V83H185ZM188 84V83H187ZM25 85V84H24ZM32 85V84H31ZM64 85H65V83H64ZM66 85H68V84H66ZM120 85V86H121ZM136 85V84H135ZM167 85V84H166ZM178 85V84H177ZM9 86V85H8ZM39 86V85H38ZM52 86V85H51ZM127 86H129V85H127ZM144 86H145V84H144ZM162 86V85H161ZM172 86H173V84H172ZM176 86V85H175ZM182 86V85H181ZM190 86V85H189ZM35 87V86H34ZM33 87V88H34ZM54 87V86H53ZM52 87V88H53ZM60 87V86H59ZM67 87V86H66ZM77 87V86H76ZM76 87H75V89H76ZM110 87V86H109ZM185 87V86H184ZM188 87V86H187ZM9 88V87H8ZM23 88V87H22ZM43 88V87H42ZM45 88V87H44ZM63 88V87H62ZM71 88V87H70ZM108 88V87H107ZM112 88V87H111ZM126 88V87H125ZM144 89H145V87H143ZM171 88V87H170ZM174 88V87H173ZM38 89V88H37ZM48 88H46V89H44L45 90V92H46V90H47ZM122 89V88H121ZM143 89V90H144ZM146 89H148V88H146ZM163 89V88H162ZM165 89V88H164ZM175 89V88H174ZM186 90H187V88H185ZM185 89H183V90H185ZM24 90H25V94H27V96L28 95H31L34 91L32 90V89H30V88H28L26 85H25V87H24ZM35 90V89H34ZM44 90L42 91L43 93L42 94H40L41 96L42 95H44ZM49 90V89H48ZM53 90H55V88L53 89ZM58 90H59V88H58ZM66 90H68V89H66ZM113 90H115V89H113ZM179 90V89H178ZM6 89L5 90H3V91H1L2 92V94H4V96H5V99H7V100H9V96H7L6 95ZM18 91H21V90H18ZM50 91V90H49ZM56 91V90H55ZM74 91V90H73ZM110 91V90H109ZM108 91V92H109ZM123 91V90H122ZM125 91V90H124ZM123 91V92H124ZM147 91H149V90H147ZM165 91V90H164ZM37 92V91H36ZM76 92V91H75ZM112 92V91H111ZM115 92V91H114ZM114 92H112V94L114 93ZM145 92V91H144ZM150 92V91H149ZM148 92V93H149ZM166 92V91H165ZM176 92V91H175ZM185 92V91H184ZM191 92H192V90H191ZM57 93V92H56ZM61 93V92H60ZM59 93V94H60ZM65 93V92H64ZM64 93H63V95H64ZM120 93V92H119ZM147 93V92H146ZM167 93V92H166ZM197 93V92H196ZM121 94V93H120ZM163 94H164V92H163ZM185 94V93H184ZM18 95V94H17ZM16 95V96H17ZM23 95V94H22ZM34 95H37V94H34ZM33 95V96H34ZM40 95H37V96H40ZM62 95V96H63ZM76 95V94H75ZM79 95V94H78ZM166 95V94H165ZM169 95H171V93L170 94H168V97H169ZM187 95V94H186ZM190 95V94H189ZM196 95V94H195ZM15 95H14V97H16ZM25 97V98H27V101L30 99V97L31 96H28V97ZM37 96H36V101H39V100H37ZM44 96H46V95H44ZM57 96V95H56ZM59 96H61V95H59ZM97 96H99V95H97ZM97 96H96V100H97V102H99L100 100H99V97L97 98ZM163 96V95H162ZM175 96V95H174ZM194 96V95H193ZM18 97V96H17ZM54 97V96H53ZM68 97V96H67ZM74 97V96H73ZM166 97V96H165ZM165 97H164V99H165ZM188 97H190V96H188ZM196 97V96H195ZM12 98V97H11ZM24 98V97H23ZM41 99L42 98H44V97H40ZM56 98V97H55ZM54 98V99H55ZM64 98V97H63ZM75 98V97H74ZM167 98V97H166ZM171 98H172V96H171ZM184 98V97H183ZM187 98V97H186ZM185 98V99H186ZM192 98V97H191ZM20 99V98H19ZM17 100V101H21V100ZM32 99H33V97H32ZM66 99V98H65ZM174 99V98H173ZM12 100V99H11ZM34 100H35V98H34ZM33 100V101H34ZM60 100V99H59ZM64 100V99H63ZM71 100V99H70ZM76 100V99H75ZM166 100V99H165ZM188 100H189V98H188ZM193 100V99H192ZM200 100H201V98H200ZM2 101V100H1ZM14 101V100H13ZM32 101V100H31ZM32 101V102H33ZM41 101V100H40ZM42 101H43V99H42ZM41 101V102H42ZM47 101H49V100H47ZM54 101V100H53ZM115 101V100H114ZM113 100H111V102L108 104L110 107H112L113 108V110H114V108L115 107H117L118 106V104H117V102L115 101L114 102ZM185 101V100H184ZM194 101V100H193ZM203 101V100H202ZM3 102V101H2ZM2 102H0V103H2ZM15 102V101H14ZM51 102V101H50ZM76 102V101H75ZM166 102V101H165ZM172 102V101H171ZM186 102H187V100H186ZM10 103V102H9ZM25 103V102H24ZM35 103V102H34ZM33 103V105L35 106V104ZM38 104H39V102H37ZM44 103V102H43ZM59 103H60V101H59ZM188 103V102H187ZM192 103V102H191ZM190 103V105L192 106V104ZM196 103V102H195ZM15 104H18V103H14V105H13V102H12V104H5L6 106H4V110L3 111H0V168L1 167H3V168H7L6 166H5V164H4V157H5V154L6 153H9V152H17V151H19L20 150V148H21V146L23 145V144H21V142H23V143H26V141H28V135L26 134V132L23 134V138H22V132H21V129H22V126H21V128H20V125H21V123L20 124H18L17 125V123L18 122H15L16 120H17V118L19 119L20 118V112L16 115V117L15 116H13L14 115V112L13 111H15ZM55 104V103H54ZM73 104V103H72ZM75 104V103H74ZM73 104V105H74ZM184 104H185V102H184ZM189 104V103H188ZM194 104V103H193ZM214 104V103H213ZM4 105V104H3ZM58 105V104H57ZM172 105V104H171ZM174 105V104H173ZM190 105H188V106H190ZM198 105V104H197ZM45 106V105H44ZM59 106V105H58ZM76 106V105H75ZM89 106V105H88ZM169 106V105H168ZM183 106H186V105H183ZM190 106V107H191ZM196 106V105H195ZM18 107V106H17ZM47 107V106H46ZM49 107V106H48ZM65 107V106H64ZM71 107V106H70ZM199 107V106H198ZM9 108H10V112H8L9 111ZM33 108V107H32ZM42 108V107H41ZM44 108V107H43ZM92 108V107H91ZM90 108V109H91ZM189 108V107H188ZM200 108V107H199ZM209 108H210V106H209ZM17 109V108H16ZM25 109V108H24ZM23 109V110H24ZM45 109V108H44ZM170 109H171V107H170ZM183 109H184V107H183ZM214 109V108H213ZM30 110V109H29ZM32 110V109H31ZM71 110V109H70ZM112 110V109H111ZM172 110H174V109H172ZM190 110V108L189 109H187L186 111H189ZM191 110H193V109H191ZM200 110V109H199ZM17 111V110H16ZM22 111V110H21ZM48 111V110H47ZM63 111V110H62ZM97 111V110H96ZM218 111V110H217ZM24 112V111H23ZM28 112V111H27ZM92 112V111H91ZM171 112V111H170ZM190 112V111H189ZM208 112V111H207ZM25 113V112H24ZM40 113V112H39ZM109 113V112H108ZM184 113H186L185 111H184ZM213 113H214V111H213ZM22 114V113H21ZM29 114V113H28ZM88 112H86V113H81L80 114V116L82 117V119H88V120H90L91 121V124L93 123L95 126H96V131H101L102 132V134L105 136V137H109V130L107 129V130H103V129H101V127H100V125H99V122L97 121V120H94L95 118L94 117H92V118H89L88 117ZM94 114V113H93ZM98 114V113H97ZM169 114V113H168ZM111 115V114H110ZM139 115V114H138ZM137 115V116H138ZM186 116L188 115V114H185ZM23 116V115H22ZM24 116H26V115H24ZM33 116V115H32ZM47 116V115H46ZM49 116V115H48ZM79 116V115H78ZM141 116V115H140ZM140 116H139V118H140ZM198 116H201L200 118L198 117ZM218 116V115H217ZM61 117H62V115H61ZM64 117V116H63ZM75 117V116H74ZM77 117V116H76ZM174 117V116H173ZM183 117V116H182ZM189 117V116H188ZM58 118V117H57ZM211 118V117H210ZM214 118V117H213ZM219 118V117H218ZM218 118H216V120L218 119ZM23 119V118H22ZM27 119V118H26ZM36 119V118H35ZM47 119H49V118H47ZM172 119V118H171ZM178 119V118H177ZM184 119V118H183ZM203 119V120H202ZM42 120V119H41ZM44 120V119H43ZM61 120H62V118H61ZM64 120V119H63ZM62 120V121H63ZM206 120H208V119H206ZM23 121V120H22ZM31 121V120H30ZM40 121V120H39ZM38 121V122H39ZM48 121V120H47ZM183 121V120H182ZM78 122H80V121H78ZM77 122V123H78ZM104 122H108V120L107 121H104ZM217 122H218V120H217ZM32 123H34V122H32ZM40 123H42L41 121H40ZM44 123H46V122H44ZM71 123H72V120H71ZM89 123V122H88ZM139 123V122H138ZM143 123V122H142ZM179 123V122H178ZM185 123V122H184ZM30 124V123H29ZM36 124V123H35ZM37 124H39V123H37ZM43 124V123H42ZM42 124H39L40 126L42 125ZM79 124H81V122L79 123ZM110 124V123H109ZM215 124V123H214ZM213 124V125H214ZM49 125V124H48ZM61 125V124H60ZM33 126V125H32ZM62 126V125H61ZM65 126V125H64ZM77 126V125H76ZM217 126V125H216ZM38 127V126H37ZM52 127H53V125H52ZM52 127H50V128H52ZM60 127V126H59ZM66 127V126H65ZM108 127V126H107ZM208 127V128H207ZM212 127V126H211ZM48 128V127H47ZM62 128V127H61ZM64 128V127H63ZM71 128V127H70ZM76 128V127H75ZM81 128V127H80ZM84 128V127H83ZM87 128V127H86ZM109 128V127H108ZM31 129V128H30ZM40 129V128H39ZM58 129V128H57ZM67 129V128H66ZM76 129H78V128H76ZM135 129V128H134ZM138 129V128H137ZM148 129V128H147ZM188 129V128H187ZM213 129H216V128H213ZM68 130V129H67ZM70 130V129H69ZM75 130V129H74ZM80 129H78V131H79ZM90 130V129H89ZM34 131V130H33ZM39 132L41 131V130H38ZM62 130H60V132H61ZM64 131H66V130H64ZM77 131V132H78ZM83 131V130H82ZM30 132V131H29ZM63 132V131H62ZM69 132V131H68ZM75 132V131H74ZM100 132V133H101ZM193 132V131H192ZM71 133H73L72 131H71ZM71 133H68V134H71ZM82 133V132H81ZM86 133H88V132H86ZM93 133V132H92ZM133 133H134V131H133ZM202 133V132H201ZM41 134V133H40ZM59 134V133H58ZM61 134V133H60ZM59 134V135H60ZM63 134V133H62ZM65 134V133H64ZM66 134H67V132H66ZM84 134V133H83ZM91 134V133H90ZM89 134V135H90ZM94 134H95V132H94ZM110 134H111V131H110ZM191 134V133H190ZM195 134V133H194ZM30 135V134H29ZM32 135V134H31ZM30 135V136H31ZM36 135H38V133L36 134ZM58 135V136H59ZM74 135V134H73ZM87 135V134H86ZM100 135V134H99ZM66 136V135H65ZM79 136H81V134L79 135ZM79 136H77V134L75 135V136H73V139H71L73 142H74V145H77L78 144V141L80 140V137ZM91 136V135H90ZM90 136H88V137H90ZM102 136V135H101ZM200 136V135H199ZM204 136H206V135H204ZM208 136H207V139H208ZM209 136V137H210ZM38 137H40V136H38ZM94 137V139H95V141H96V145L98 146V149H99V147H101L102 149H103V151H104V156H106L107 155V151H108V146H106V145H104L103 144V141H101V140H97V137H96V135H94L93 136ZM191 137V136H190ZM189 137V138H190ZM22 138V139H21ZM86 138V137H85ZM110 138V137H109ZM111 138H112V136H111ZM117 138V137H116ZM38 139V138H37ZM54 139V138H53ZM66 139V138H65ZM93 139V138H92ZM187 139V138H186ZM194 139V138H193ZM202 139H203V137H202ZM209 139H211V138H209ZM31 140V139H30ZM36 140V139H35ZM35 140H33V141H35ZM84 140V139H83ZM82 140V141H83ZM88 140V139H87ZM89 140H90V138H89ZM104 140V139H103ZM177 140V139H176ZM195 140H198V138L197 139H195ZM199 140H200V138H199ZM217 140H215V141H217ZM6 141H8L9 143L8 144H5V142ZM39 141V140H38ZM37 141V142H38ZM67 141V140H66ZM71 141V142H72ZM81 141V140H80ZM105 141V140H104ZM107 141V140H106ZM109 141V140H108ZM165 141V140H164ZM188 141V140H187ZM207 141V140H206ZM211 141V140H210ZM213 141V140H212ZM40 142V141H39ZM73 142H72V144H73ZM189 142V141H188ZM194 142V141H193ZM200 142V141H199ZM204 142V141H203ZM209 142V141H208ZM60 143V142H59ZM112 143H113V147L115 148V150H116V154H119L120 156H121V158H122V156H124V158H128V164H127V167L129 168V170L131 171V173H133V172H138L139 174H140V176H141V178L143 179V184H142V190H143V193H144V198L146 199V201H147V203L149 204L148 205V207L150 206V204L152 205V204H154V205H158V207H159V205L163 202V200H165L164 202H168L169 204H173L174 206H175V209L176 210H180V211H182V212H186V214H187V223H188V226H189V228H192V230H193V228H198L199 226H201L204 222H208L210 225H212V226H218V225H222V226H224V227H226V228H229L230 227V230L228 231V232H226L225 233V231H224V233H221V234H218L217 236H218V238L217 239H215L214 241H213V244L211 245L210 243V246H209V244L208 243H206L205 242V240H206V238H202V239H200L199 241L200 242H202V245L201 246H199L200 248H198L197 246H193V244H192V246H190V247H186L185 249L183 248H179L178 246H177V244L175 243V242H177V243H180V242H178V241H180V239H179V237H180V235H179V237H177V235H176V237L179 239H175V242L173 243V242H171V244H172V246L170 245V247H167L166 246V244H165V246L169 249L168 250V257L169 258H167L166 259V263L164 262V263H158V262H156V260H155V257H154V259H153V254L152 255H150V256H152V258L151 257H149L150 259H145L144 258V260H142V262H141V264H264V194L260 197V198H258V199H256L255 198V203H257V205H259L260 207L259 208H255V209H253V208H249V209H243V210H237V212H235V216H234V218H232L231 217V213H230V211H229V209H226L224 212H223V216H222V210L220 209V202H221V198L219 197V195H217V194H215V193H211L210 191H208V190H210V189H208V188H210L212 185L210 184V181H209V179H206V178H202V177H200L199 176V174L197 175V172H196V170L195 169H193L192 168V165L190 164V162H189V164L191 165V167L188 169V170H186V171H184V175L183 176H185L184 178H185V180H184V178H180L179 177V175H177V172L174 170L175 168L171 165V163L170 164H167L166 162L165 163H163L162 164V168H163V172L162 173H160V172H158V167H155V168H153V167H151L150 165H148V166H143L139 161V159H141V157H142V155H137V154H133L132 153V150H129V152H126V150L124 149V147L123 146H121L120 144L121 143H119L118 141H117V139L115 140L114 138H113V140H112ZM196 143V142H195ZM202 143V142H201ZM207 143V142H206ZM56 144V143H55ZM67 144V143H66ZM208 144V143H207ZM214 144V143H213ZM42 145H44V144H42ZM71 145V144H70ZM96 145H94V146H96ZM183 145V144H182ZM190 145H192V144H190ZM194 145V144H193ZM198 145V144H197ZM216 145V144H215ZM24 146V145H23ZM27 146V145H26ZM56 146V145H55ZM62 146V145H61ZM96 146V147H97ZM213 146V145H212ZM211 146V147H212ZM25 147V146H24ZM42 147V146H41ZM51 147V146H50ZM75 147V146H74ZM167 147V146H166ZM173 147H174V145H173ZM179 147V146H178ZM181 147V146H180ZM209 147V146H208ZM213 147H215V146H213ZM47 148V147H46ZM168 148V147H167ZM204 148V147H203ZM232 148H233V146H232ZM240 148V149H241ZM28 149V148H27ZM41 149V148H40ZM51 149H53V148H51ZM97 149V148H96ZM175 149V148H174ZM173 149V150H174ZM178 149H180V148H178ZM208 149V148H207ZM221 149V148H220ZM235 149V148H234ZM33 149L32 148H30V150H26L25 149V153H26V161H29L30 159L32 160V158L34 157L35 158V160L36 161H38V157L37 156H35L34 154H33V151H32ZM44 150V149H43ZM42 150V151H43ZM114 150V149H113ZM166 151H169V152H171V150H168V149H165ZM182 150V149H181ZM203 150H205V149H203ZM203 150H202V152H203ZM208 150H210V149H208ZM222 150V149H221ZM45 151L47 152V150L45 149ZM56 151V150H55ZM101 151V150H100ZM128 151V150H127ZM176 151V150H175ZM194 151V150H193ZM201 151V150H200ZM231 151V150H230ZM237 151V150H236ZM71 152V151H70ZM109 152V151H108ZM142 152V151H141ZM185 152V151H184ZM198 152V151H197ZM205 152V151H204ZM216 152V151H215ZM232 152V151H231ZM238 152V151H237ZM246 152V153H245ZM40 153V152H39ZM43 153V152H42ZM53 153H55V152H53ZM61 153V152H60ZM76 153V152H75ZM115 153V152H114ZM165 153V152H164ZM181 153H182V151H181ZM185 153H187V152H185ZM189 153V152H188ZM235 154H236V152H234ZM18 154V153H17ZM58 154V153H57ZM57 154H56V156H55V154H51L52 156H47L48 158H49V163L50 162H52V164L53 163H55L57 160H58V156H57ZM72 154V153H71ZM142 154H143V152H142ZM179 154V153H178ZM177 154V155H178ZM60 155V154H59ZM67 155V154H66ZM176 155V156H177ZM186 155H188V154H186ZM17 156V155H16ZM24 156V155H23ZM55 156V157H54ZM61 156V155H60ZM98 156H99V154H98ZM109 156V155H108ZM126 156V157H125ZM170 156V155H169ZM179 156V155H178ZM177 156V157H178ZM228 156V155H227ZM40 157V156H39ZM62 157V156H61ZM61 157L59 158V160H58V162H57V164H56V166L59 168V164L58 163H60L62 160H61ZM68 157V156H67ZM116 157V156H115ZM147 157V156H146ZM179 157H181V156H179ZM189 157H190V155H189ZM188 157V158H189ZM207 157H209V156H207ZM226 157V156H225ZM224 157V158H225ZM232 157V156H231ZM47 158V159H48ZM82 158V157H81ZM110 158V157H109ZM118 158V157H117ZM121 158L119 159V160H121ZM123 158V159H124ZM187 158V157H186ZM191 158V157H190ZM197 158V157H196ZM11 159V158H10ZM19 159V158H18ZM23 159H24V157H23ZM122 159V160H123ZM170 159H174V158H170ZM169 159V160H170ZM198 159V158H197ZM207 159V158H206ZM213 159V158H212ZM218 159V158H217ZM229 159V158H228ZM109 160L110 159H108L107 161L109 162ZM150 160V159H149ZM168 160V159H167ZM199 160V159H198ZM226 160V159H225ZM224 160V161H225ZM234 160V159H233ZM238 160V161H239ZM258 160L259 161H261V162H258ZM16 161V160H15ZM19 161V160H18ZM46 161H48V160H46L45 159V162ZM64 161V160H63ZM101 161H103V160H101ZM106 161V160H105ZM104 161V162H105ZM144 161H145V159H144ZM179 161V160H178ZM191 161V160H190ZM205 161V160H204ZM204 161H203V163H204ZM215 161H218V160H216L215 159ZM223 161V162H224ZM232 161V160H231ZM230 161V162H231ZM13 162V161H12ZM68 162V161H67ZM86 162H87V160H86ZM107 162V163H108ZM141 162H143V159H142V161ZM164 162V161H163ZM184 162H186V161H184ZM192 162V161H191ZM194 162V161H193ZM205 162H207V161H205ZM210 162V161H209ZM7 163V162H6ZM121 163V162H120ZM124 163V162H123ZM127 163V162H126ZM126 163H124V164H126ZM162 163V162H161ZM177 163V162H176ZM257 163H260V165H257ZM11 164V163H10ZM45 164V163H44ZM67 164V163H66ZM88 164V163H87ZM123 164V165H124ZM153 164V163H152ZM192 164H194V163H192ZM234 164V163H233ZM7 165V164H6ZM12 165V164H11ZM14 165V164H13ZM16 165V164H15ZM25 165V164H24ZM47 165V164H46ZM50 165V164H49ZM84 165V164H83ZM122 164H121V166L123 167V168H125L126 166H123ZM179 165H180V163H179ZM183 164H181L180 166H182ZM207 165V164H206ZM219 165V164H218ZM226 165V164H225ZM237 165V164H236ZM235 165V166H236ZM247 165H248V169H247ZM262 165V170L260 171L257 167L258 166H261ZM104 166V165H103ZM155 166V165H154ZM187 166H188V164H187ZM197 166V165H196ZM211 166V165H210ZM221 166V165H220ZM219 166V167H220ZM26 167V166H25ZM52 167V166H51ZM50 167V168H51ZM54 167V166H53ZM65 167V166H64ZM84 167V166H83ZM94 167V166H93ZM101 167V166H100ZM99 167V168H100ZM106 167V166H105ZM179 167V166H178ZM198 167V166H197ZM222 167V166H221ZM43 168H46L45 166L43 167ZM48 168V167H47ZM57 168V170H59ZM77 168V167H76ZM215 168V167H214ZM8 169V168H7ZM10 169V168H9ZM12 169V168H11ZM49 169V168H48ZM55 169V168H54ZM98 169V168H97ZM109 169V168H108ZM126 169V168H125ZM186 169V168H185ZM210 169H212V167L210 168ZM223 169H224V167H223ZM247 169V170H246ZM19 170V169H18ZM47 170V169H46ZM56 170V169H55ZM100 170V169H99ZM160 170V169H159ZM221 169H219V171H220ZM235 170H237V169H235ZM8 171L9 170H7V173H8ZM13 171H15V170H13ZM32 171V170H31ZM54 171V170H53ZM61 171V170H60ZM71 171V170H70ZM78 171H80V170H78ZM78 171H77V173H78ZM128 171V170H127ZM238 171H239V168H238ZM6 172V171H5ZM11 172V171H10ZM9 172V173H10ZM57 172V171H56ZM209 172H211V171H209ZM223 172V171H222ZM8 173V174H9ZM17 173V172H16ZM42 173V172H41ZM64 173V172H63ZM66 173V172H65ZM75 173V172H74ZM125 173H126V171H125ZM124 173V174H125ZM179 173H180V171H179ZM178 173V174H179ZM200 173V172H199ZM216 173V172H215ZM239 173V172H238ZM240 173H241V171H240ZM7 174V175H8ZM15 174V173H14ZM55 174V173H54ZM90 174V173H89ZM97 174V173H96ZM138 174V175H139ZM24 175V174H23ZM22 175V176H23ZM59 175V174H58ZM102 175V174H101ZM108 175V174H107ZM125 175H127V174H125ZM136 175H137V173H136ZM219 175V174H218ZM226 175V174H225ZM231 175V174H230ZM240 175V174H239ZM15 176V175H14ZM28 176V175H27ZM220 176V175H219ZM26 177V176H25ZM40 177V176H39ZM67 177V176H66ZM97 177V176H96ZM38 178V177H37ZM65 178V177H64ZM79 178V177H78ZM84 178V177H83ZM82 178V179H83ZM138 178V177H137ZM222 178H223V175H222ZM233 178V177H232ZM250 178V177H249ZM253 178V177H252ZM5 179V178H4ZM46 179V178H45ZM57 179V178H56ZM71 179V178H70ZM69 179V180H70ZM80 179V178H79ZM100 179H101V177H100ZM103 179V178H102ZM128 179V178H127ZM63 180V179H62ZM75 180H77V179H75ZM86 180V179H85ZM84 180V181H85ZM134 180V179H133ZM137 180V179H136ZM136 180H135V182H136ZM222 180V179H221ZM220 180V181H221ZM228 180H230V179H228ZM233 180H234V178H233ZM6 181V180H5ZM28 181V180H27ZM58 181V180H57ZM71 181H72V179H71ZM83 181V182H84ZM99 181V180H98ZM101 181V180H100ZM212 181V180H211ZM216 181V180H215ZM223 181H225V180H223ZM242 181H244L243 179H242ZM241 181V182H242ZM16 182V181H15ZM51 182V181H50ZM75 182V181H74ZM73 182V183H74ZM129 183H130V181H128ZM138 182V181H137ZM229 182V181H228ZM227 182V183H228ZM239 182V181H238ZM5 183V182H4ZM36 183V182H35ZM60 183V182H59ZM66 183H67V181H66ZM76 183V182H75ZM98 183V182H97ZM131 183H132V181H131ZM217 183V182H216ZM221 183V182H220ZM224 183V182H223ZM222 183V184H223ZM234 183H235V180H234ZM254 183V182H253ZM16 184V183H15ZM17 184H18V182H17ZM16 184V185H17ZM47 184H49V183H47ZM64 184V183H63ZM70 184V183H69ZM81 184V183H80ZM86 184H88V183H86ZM91 184V183H90ZM138 184V183H137ZM149 184V185H148ZM7 185H8V183H7ZM6 185V186H7ZM101 185V184H100ZM154 185V187L160 192V193H158V194H161V193H163V194H168V192L170 193V191L172 190L173 191V193L172 194H169L168 196H166V198L165 197H163V196H158L157 194H155L154 192V190H151L150 189V186H153ZM221 185V184H220ZM227 185V184H226ZM230 185V184H229ZM234 185V184H233ZM232 185V186H233ZM244 185V184H243ZM242 185V186H243ZM247 185V184H246ZM31 186V185H30ZM67 186V185H66ZM69 186V185H68ZM72 186V185H71ZM75 186V185H74ZM88 186H90V185H88ZM222 186V185H221ZM231 186V185H230ZM248 186V185H247ZM250 186V185H249ZM15 187V186H14ZM17 187V186H16ZM19 187V186H18ZM35 187V186H34ZM44 187V186H43ZM42 187V188H43ZM84 187V186H83ZM94 187V186H93ZM103 187V186H102ZM215 187H216V185H215ZM225 187V186H224ZM227 187V186H226ZM226 187H225V189H226ZM239 187V186H238ZM255 188H258L259 189V185L255 182V186H254ZM38 188V187H37ZM68 188V187H67ZM216 188H218V187H216ZM221 188V187H220ZM228 188V187H227ZM229 188H231V187H229ZM228 188V189H229ZM246 188H248V187H246ZM89 189V188H88ZM132 189V188H131ZM139 189V188H138ZM155 189V190H156ZM224 189V188H223ZM241 189H243V187L241 188ZM87 190V189H86ZM103 190H104V187H103ZM133 190V189H132ZM218 190V189H217ZM231 190V189H230ZM230 190H228L229 192H231ZM234 190H235V188H234ZM244 190V189H243ZM242 190V191H243ZM14 191V190H13ZM22 191V190H21ZM39 191V190H38ZM47 191V190H46ZM67 191V189H65V192ZM88 191V190H87ZM97 191H99V190H97ZM135 191V190H134ZM137 191V190H136ZM139 191V190H138ZM141 191V190H140ZM154 191V192H153ZM212 191H213V188H212ZM218 191H221V190H218ZM222 191H224V190H222ZM221 191V192H222ZM227 191V192H228ZM24 192V191H23ZM40 192V191H39ZM91 192V191H90ZM102 192V191H101ZM226 192V191H225ZM225 192H223V193H225ZM236 192V191H235ZM14 193H15V191H14ZM13 193V194H14ZM52 193V192H51ZM57 193H58V191H57ZM62 193V192H61ZM93 193H94V191H93ZM98 193V192H97ZM103 193V192H102ZM130 193H132V192H130ZM217 193V192H216ZM239 193V192H238ZM244 193V192H243ZM252 193V192H251ZM260 193V192H259ZM23 194V193H22ZM66 194H67V192H66ZM69 194V193H68ZM100 194V193H99ZM162 194V195H163ZM220 194H222V193H220ZM256 194V193H255ZM258 194V193H257ZM261 194V193H260ZM19 195V194H18ZM77 195V194H76ZM79 195V194H78ZM81 195V194H80ZM104 195V194H103ZM157 195V196H156ZM253 195H254V193H253ZM65 196V195H64ZM71 196V195H70ZM97 196V195H96ZM137 196H138V198H139V194H137ZM224 196V195H223ZM230 196H231V193H230ZM260 196V195H259ZM15 197H16V195H15ZM72 197V196H71ZM134 196H132V197H130L131 199L133 198ZM140 197H142V196H140ZM163 197V198H162ZM225 197H226V195H225ZM257 197V196H256ZM137 198V199H138ZM227 198H229V197H227ZM234 198V197H233ZM232 198V199H233ZM237 198H238V196H237ZM251 198V197H250ZM14 199V198H13ZM64 198H62V200H63ZM68 199V198H67ZM83 199V198H82ZM134 199V198H133ZM230 199V198H229ZM231 199V200H232ZM70 200V199H69ZM68 200V201H69ZM76 200V199H75ZM75 200H74V203H75ZM87 200V199H86ZM248 200V199H247ZM15 201V200H14ZM67 201V202H68ZM132 201V200H131ZM136 201V200H135ZM134 201V202H135ZM138 201V200H137ZM226 201H228V200H226ZM235 201V200H234ZM236 201H238V200H236ZM61 202H63V201H61ZM64 202H66V201H64ZM70 202V201H69ZM68 202V203H69ZM76 202H77V200H76ZM84 202V201H83ZM143 202V201H142ZM244 202V201H243ZM250 202V201H249ZM18 203V202H17ZM73 203V204H74ZM86 203V202H85ZM93 203V202H92ZM97 203V202H96ZM138 203V202H137ZM140 203V202H139ZM144 203V202H143ZM146 203V202H145ZM225 203V202H224ZM4 204V203H3ZM65 204V203H64ZM72 204V205H73ZM168 204V205H169ZM227 204V203H226ZM248 204H250V203H247V205ZM253 204V203H252ZM71 205V204H70ZM84 204H82V206H83ZM88 205V204H87ZM97 205V204H96ZM95 205V206H96ZM167 205V206H168ZM222 205V204H221ZM224 205V204H223ZM245 205V204H244ZM17 206V205H16ZM69 206V205H68ZM144 206V205H143ZM146 206V205H145ZM144 206V208H145V210H147L150 214H154V213H156V212H154L155 211V209L157 210V209H159V208H155L154 209V211H153V208L151 209V206H150V208H146ZM156 206H154V207H156ZM166 206V207H167ZM250 206V205H249ZM18 207V206H17ZM34 207V206H33ZM72 207V206H71ZM85 207V206H84ZM170 207V206H169ZM223 207V206H222ZM241 207H242V205H241ZM244 207V206H243ZM65 208V207H64ZM171 208V207H170ZM174 208V207H173ZM227 208V207H226ZM15 209H17V208H15ZM22 209H23V206H22ZM56 209V208H55ZM78 209V208H77ZM89 209V208H88ZM91 209V208H90ZM93 209V208H92ZM98 209V208H97ZM103 208H101V210H102ZM160 209H162V207L160 208ZM163 209H165V208H163ZM33 210V209H32ZM81 210V209H80ZM100 210V209H99ZM168 210L169 209H167V212H168ZM231 210V209H230ZM20 211H21V209H20ZM62 211V210H61ZM72 212L74 211V210H71ZM78 211V210H77ZM90 211V210H89ZM88 211V212H89ZM97 211V210H96ZM146 211V212H147ZM159 211V210H158ZM175 211V210H174ZM221 211V212H220ZM29 212V211H28ZM39 212V211H38ZM52 212V211H51ZM70 212V211H69ZM86 212V211H85ZM94 212V211H93ZM105 212V211H104ZM108 211H106V213H107ZM162 212V211H161ZM233 212V213H234ZM80 213V212H79ZM97 213H99V212H96V215H97ZM144 213V212H143ZM159 213V212H158ZM169 213H172V211L170 212V210H169ZM174 213V212H173ZM181 213V212H180ZM45 214V213H44ZM51 214H55L54 212H52ZM50 214V215H51ZM66 214V213H65ZM86 214H88V213H86ZM101 214V213H100ZM109 214V213H108ZM145 214H147V213H145ZM164 214V213H163ZM168 214V213H167ZM245 214V215H244ZM20 215V214H19ZM21 215H22V213H21ZM20 215V216H21ZM50 215H48V216H50ZM52 215V216H53ZM64 215V214H63ZM70 215V214H69ZM73 215V214H72ZM84 215V214H83ZM105 215V214H104ZM107 215V214H106ZM117 215V214H116ZM156 215V214H155ZM165 215V214H164ZM183 215V214H182ZM33 216V215H32ZM34 216H35V212H34ZM47 216V217H48ZM57 216H58V213H57ZM65 216V215H64ZM90 216V215H89ZM92 216H94V220H95V218L97 219L98 217L96 216L95 217V215H92ZM114 216V215H113ZM154 216V215H153ZM172 216V215H171ZM175 216V215H174ZM180 216V215H179ZM245 216H247V217H249V221L245 218ZM23 217V216H22ZM21 217V218H22ZM25 217H27V216H24V218ZM46 217V216H45ZM62 217L63 216H61V218H60V216H59V218L60 219H62ZM66 217H68V214L66 215ZM65 217V218H66ZM101 217V216H100ZM110 217V216H109ZM115 217V216H114ZM120 217V216H119ZM165 217V216H164ZM181 217V216H180ZM179 217V218H180ZM30 218V217H29ZM32 218V217H31ZM49 218V217H48ZM64 218V217H63ZM84 218V217H83ZM90 218V217H89ZM104 218V217H103ZM158 218H160V217H158ZM161 218H163V217H161ZM51 219H52V217H51ZM72 219H74V218H72ZM80 219V218H79ZM101 219V218H100ZM100 219H98V220H100ZM105 219H107V218H105ZM119 219V218H118ZM171 219V218H170ZM176 219V218H175ZM204 219H205V221H204ZM32 220V219H31ZM46 220V219H45ZM44 220V221H45ZM48 220V219H47ZM53 220H55V219H53ZM58 220V219H57ZM65 220V219H64ZM91 220V219H90ZM89 220V221H90ZM116 220V219H115ZM126 220V219H125ZM158 220V219H157ZM164 220H165V218H164ZM168 220H169V218H168ZM178 220V219H177ZM23 221V220H22ZM34 221V220H33ZM63 221V220H62ZM69 221H71V220H69ZM88 221V222H89ZM97 220H95V222H96ZM146 221V220H145ZM176 221V220H175ZM47 222V221H46ZM55 222V221H54ZM65 222V221H64ZM75 222V221H74ZM91 222V221H90ZM98 222H100V221H98ZM117 222H118V220H117ZM123 222V221H122ZM121 222V223H122ZM168 222V221H167ZM18 223V222H17ZM32 223H34V222H32ZM47 223H50V220H49V222H47ZM55 223H57V222H55ZM63 223V222H62ZM61 223V224H62ZM70 223V222H69ZM68 223V224H69ZM87 223V222H86ZM101 223V222H100ZM105 223V222H104ZM120 223V222H119ZM121 223H120V226L122 227V225H121ZM124 224H125V222H123ZM36 224V223H35ZM43 224V223H42ZM60 224V225H61ZM102 224V223H101ZM110 224H111V222H110ZM109 224V225H110ZM116 224V223H115ZM128 224V223H127ZM130 224H132V223H130ZM145 224V223H144ZM148 224V223H147ZM167 224V223H166ZM48 225V224H47ZM47 225H45V226H47ZM50 225H52V224H50ZM59 225V224H58ZM79 225V224H78ZM83 225V224H82ZM82 225H81V227H82ZM85 225V224H84ZM95 225V224H94ZM96 225H98V224H96ZM114 225V224H113ZM135 225V224H134ZM154 225V224H153ZM158 225V224H157ZM169 225V224H168ZM204 225V224H203ZM15 226H16V224H15ZM49 226V225H48ZM71 226V225H70ZM74 226V225H73ZM72 226V227H73ZM93 226V225H92ZM91 226V227H92ZM108 226V224L105 226V228ZM111 226H112V224H111ZM174 226V225H173ZM187 226V227H188ZM20 227V226H19ZM52 227V226H51ZM63 227V226H62ZM85 227V226H84ZM88 227V226H87ZM86 227V228H87ZM110 227V226H109ZM114 227V226H113ZM131 227H132V225H131ZM133 227H135V226H133ZM133 227H132V229H133ZM158 227V226H157ZM160 227V226H159ZM165 227V226H164ZM169 227V226H168ZM170 227H171V225H170ZM34 228V227H33ZM42 228V227H41ZM71 228V227H70ZM70 228H68V226H67V229H70ZM78 228V227H77ZM96 228V227H95ZM112 228V227H111ZM130 228V227H129ZM145 228V227H144ZM151 228V227H150ZM233 228H236V230L235 231H233L232 229ZM45 229V228H44ZM55 229V228H54ZM63 229H65V228H63ZM62 229V230H63ZM87 229H89V228H87ZM97 229V228H96ZM113 229V228H112ZM119 229H121V228H119ZM157 229V228H156ZM173 229V228H172ZM175 229V228H174ZM215 230H217L216 229V227L214 228ZM35 230V229H34ZM33 230V231H34ZM77 230V229H76ZM83 230V229H82ZM110 230V229H109ZM123 230V229H122ZM125 230V229H124ZM137 230V229H136ZM135 230V231H136ZM144 230V229H143ZM154 230V229H153ZM158 230V229H157ZM156 230V231H157ZM161 230V229H160ZM163 230V229H162ZM189 230V229H188ZM15 231H17L16 229H15ZM59 231H60V229H59ZM66 231V230H65ZM72 231V230H71ZM89 231V230H88ZM95 231H97V230H95ZM111 231H113V230H111ZM119 231V230H118ZM126 231V230H125ZM129 231V230H128ZM166 231V230H165ZM164 231V232H165ZM167 231H169V230H167ZM167 231L165 232V233H167ZM18 232V231H17ZM26 232L28 233V230H26ZM67 232V231H66ZM69 232V231H68ZM73 232V231H72ZM132 232V231H131ZM130 232V233H131ZM144 232V231H143ZM155 232V231H154ZM161 232V231H160ZM25 233V232H24ZM27 233H26V235H27ZM78 234H79V232H77ZM82 233V232H81ZM107 234V232H104V234ZM109 233H111V235H112V232H109ZM115 233V232H114ZM118 233H120V232H118ZM128 232H126V234H127ZM141 233V232H140ZM148 233V232H147ZM163 233V232H162ZM174 233V232H173ZM196 233V232H195ZM60 234V233H59ZM70 234V233H69ZM68 234V235H69ZM90 234H91V232H90ZM121 234V233H120ZM132 234V233H131ZM131 234L129 235V233H128V235L131 237ZM144 234V233H143ZM154 235H155V233H153ZM160 234V233H159ZM66 235V234H65ZM93 235V234H92ZM100 235V234H99ZM110 235V234H109ZM121 235H124V236H128V235H125V234H121ZM142 235V234H141ZM141 235H140V237H141ZM146 235H148V234H146ZM150 235V234H149ZM148 235V236H149ZM151 235H152V231H151ZM151 235H150V237H151ZM166 235V234H165ZM186 235V234H185ZM21 235H19V237H20ZM36 236V235H35ZM75 236V235H74ZM117 236V235H116ZM123 236V237H124ZM135 236V235H134ZM134 236H133V238H134ZM138 236V235H137ZM136 236V237H137ZM15 237V236H14ZM81 237H83V236H81ZM92 237V236H91ZM107 236H105V238H106ZM118 237H119V235H118ZM142 237H143V235H142ZM141 237V238H142ZM144 237H145V235H144ZM149 237V238H150ZM157 237V236H156ZM163 237V236H162ZM182 237V236H181ZM187 237V236H186ZM31 238V237H30ZM70 238V237H69ZM77 238V237H76ZM85 238H86V236H85ZM84 238V239H85ZM100 238V237H99ZM102 238V237H101ZM128 238V237H127ZM139 238V237H138ZM137 238V239H138ZM146 238H148L147 236H146ZM145 238V239H146ZM154 238V237H153ZM173 238V237H172ZM175 238V237H174ZM173 238V239H174ZM21 239V238H20ZM41 239V238H40ZM64 239V238H63ZM81 239V238H80ZM79 239V240H80ZM87 239H89V238H87ZM86 239V240H87ZM104 239V238H103ZM102 239V240H103ZM109 239H110V237H109ZM122 239V238H121ZM126 239V238H125ZM129 240L131 239V238H128ZM135 239V238H134ZM144 239V240H145ZM152 239V238H151ZM169 239H170V236H169ZM168 239V240H169ZM17 240V239H16ZM50 240V239H49ZM55 240V239H54ZM74 240V239H73ZM83 240V239H82ZM85 240V241H86ZM105 240V239H104ZM115 240H117V239H115ZM114 240V241H115ZM129 240H127V242L129 241ZM140 240V239H139ZM143 240V239H142ZM141 240V241H142ZM143 240V241H144ZM149 240V239H148ZM154 240H155V238H154ZM163 240H164V238H163ZM166 241H167V238L165 239ZM15 241V240H14ZM58 241V240H57ZM76 241V240H75ZM81 241V240H80ZM99 241H101V240H99ZM134 240H132V242H133ZM153 241V240H152ZM151 241V242H152ZM157 241V240H156ZM161 241V240H160ZM170 241H172L171 239H170ZM183 241H185V238H184V240H182V243L181 244H183V245H185V244H188V242L187 243H183ZM191 241V240H190ZM67 242V241H66ZM87 242V241H86ZM103 242V241H102ZM106 242V241H105ZM108 242H110V241H108ZM123 242H126L125 240L123 241ZM126 242V244H128ZM137 242H138V240H137ZM145 242V241H144ZM148 242V241H147ZM147 242H145V243H147ZM150 242V241H149ZM154 242V241H153ZM152 242V243H153ZM163 242H165V241H163ZM197 242V241H196ZM24 243V242H23ZM54 243V242H53ZM55 243H57L56 241H55ZM64 243V241L61 243V244H63ZM81 243H82V241H81ZM104 243V242H103ZM131 243V242H130ZM136 243V242H135ZM145 243H143V245L145 244ZM158 243V242H157ZM165 243H168V242H165ZM170 243V242H169ZM190 243V242H189ZM191 243H193V241H191ZM198 243V242H197ZM206 243V244H205ZM59 244V243H58ZM82 244H84V243H82ZM100 244V243H99ZM98 244V245H99ZM125 244V243H124ZM125 244V245H126ZM134 244V243H133ZM137 244V243H136ZM135 244V245H136ZM21 245V244H20ZM30 245V244H29ZM57 245V244H56ZM60 245V244H59ZM65 244H63V247H65L64 246ZM67 245V244H66ZM85 245V244H84ZM88 245V244H87ZM94 244H92V246H93ZM98 245H96V248L98 247ZM101 245V244H100ZM110 245V244H109ZM112 245V244H111ZM114 245V244H113ZM125 245H123V246H125ZM129 245L130 244H128V247H129ZM132 245V244H131ZM140 245H142V244H140ZM146 245V244H145ZM157 246H158V244H156ZM156 245H155V243H154V245L153 246H155L156 247ZM179 245V244H178ZM38 246V245H37ZM42 246H44V245H42ZM80 246V245H79ZM90 246V245H89ZM105 246H106V243H105ZM105 246H103V247H105ZM116 246V245H115ZM138 246V245H137ZM151 247H152V244L150 245ZM160 246V245H159ZM162 246V245H161ZM163 246H164V244H163ZM164 246V247H165ZM169 246V245H168ZM182 246V245H181ZM180 246V247H181ZM187 246H189V245H187ZM8 247V246H7ZM15 247V246H14ZM18 247V246H17ZM46 247V246H45ZM54 247H56V246H54ZM58 247V246H57ZM62 247V248H63ZM80 247H82V246H80ZM109 247H111V246H109ZM128 247H127V249H128ZM139 247V246H138ZM144 247V246H143ZM146 247H147V245L145 246V249H146ZM182 247H185V246H182ZM35 248V247H34ZM37 248V247H36ZM52 248V247H51ZM50 248V249H51ZM71 248V247H70ZM78 248V247H77ZM83 248V247H82ZM99 248H102L101 246L99 247ZM114 248V247H113ZM112 248V249H113ZM134 248H135V246H134ZM157 248V247H156ZM161 248V247H160ZM18 249H20V248H18ZM26 249V248H25ZM57 249V248H56ZM93 249H94V247H93ZM93 249L91 250V251H93ZM107 250H109L108 248H106ZM106 249H104V250H106ZM111 249V248H110ZM135 249H137V248H135ZM135 249H134V251H135ZM140 249V248H139ZM141 249H142V247H141ZM140 249V250H141ZM149 249H151V248H149L148 247V250ZM154 249V248H153ZM165 250H166V248H164ZM17 250V249H16ZM21 250V249H20ZM19 250V251H20ZM65 250H66V248H65ZM83 250H85V249H83ZM98 250V249H97ZM101 250V249H100ZM100 250H98V251H100ZM114 250V249H113ZM112 250V251H113ZM119 250V249H118ZM126 250V249H125ZM131 250V249H130ZM148 250H146V251H148ZM154 250H156V249H154ZM11 251V250H10ZM15 251V250H14ZM49 251V250H48ZM89 251H90V249H89ZM122 251V250H121ZM127 251V250H126ZM125 251V252H126ZM133 251V250H132ZM137 251V250H136ZM142 251V250H141ZM157 251V250H156ZM159 251H162V249L161 250H159ZM33 252V251H32ZM31 252V253H32ZM70 252V251H69ZM72 252V251H71ZM86 252V251H85ZM93 252H97V251H93ZM109 251H104V252H100L101 253V255L99 254L98 256H95L96 257V262H97V264H120V260H118L119 259V257H117L118 255V253H117V250L115 251L116 253H112V252H109ZM114 252V251H113ZM139 252V251H138ZM152 252V251H151ZM164 252H166V251H164ZM28 253V252H27ZM26 253V254H27ZM50 253H52V252H50ZM89 253V252H88ZM128 253H130L129 251H128ZM132 253V252H131ZM130 253V255H132ZM152 253H155L154 251L152 252ZM162 253V252H161ZM13 254V253H12ZM24 254H25V252H24ZM34 254H35V252H34ZM91 254V253H90ZM96 254H98V253H96ZM96 254H94V255H96ZM123 253H121V255H122ZM139 254V253H138ZM138 254L136 255V256H138ZM151 254V253H150ZM160 254V253H159ZM31 255V254H30ZM33 255V254H32ZM47 255V254H46ZM68 255H70V254H68ZM73 255V254H72ZM71 255V256H72ZM125 255V254H124ZM127 255V254H126ZM129 255V254H128ZM147 255V254H146ZM163 255V254H162ZM17 256V255H16ZM28 256V255H27ZM66 256V255H65ZM75 256V255H74ZM73 256V257H74ZM140 256H142V253H141V255ZM166 256V255H165ZM91 257V256H90ZM132 257V256H131ZM147 257V256H146ZM158 257V256H157ZM162 257V256H161ZM20 258V257H19ZM31 258V257H30ZM122 258V257H121ZM123 258H124V256H123ZM126 258H128V256L126 257ZM125 258V259H126ZM136 258V257H135ZM51 259V258H50ZM74 259H75V257H74ZM84 259V258H83ZM130 259V257L128 258V259H126L125 260V264H139V262L138 261H135V260H129ZM133 259V258H132ZM141 259H143V258H141ZM163 259V258H162ZM22 260V259H21ZM71 260H72V258H71ZM80 260V259H79ZM123 260V259H122ZM138 260H139V258H138ZM158 260H159V258H158ZM161 260V259H160ZM163 260H165V259H163ZM65 261V260H64ZM73 261V260H72ZM95 261V260H94ZM124 261V260H123ZM123 261H122V263H123ZM140 261V260H139ZM10 262V261H9ZM26 262V261H25ZM24 262V263H25ZM68 262V261H67ZM76 262V261H75ZM92 262V261H91ZM95 262V263H96ZM21 263V262H20ZM27 263V262H26ZM37 263V262H36ZM39 264V263H38ZM56 264H58L57 262H56ZM60 264V263H59ZM63 264V263H62ZM67 264H69V263H67ZM74 264V263H73ZM76 264V263H75Z\"/></svg>", "mask_w": 264, "mask_h": 264}]
</instances>
